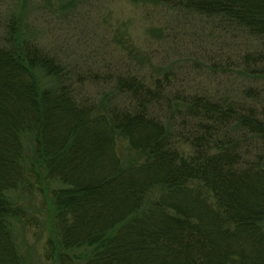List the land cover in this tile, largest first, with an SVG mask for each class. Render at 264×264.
<instances>
[{
  "label": "trees",
  "instance_id": "1",
  "mask_svg": "<svg viewBox=\"0 0 264 264\" xmlns=\"http://www.w3.org/2000/svg\"><path fill=\"white\" fill-rule=\"evenodd\" d=\"M28 1L1 21L0 264L26 262L11 194L35 190L51 198L60 264L81 249L84 264H264V84L235 96L199 81L236 63L264 81V0H137L213 20L226 43L185 77L121 74L96 97L26 31ZM38 66L58 84L42 89Z\"/></svg>",
  "mask_w": 264,
  "mask_h": 264
},
{
  "label": "rangeland",
  "instance_id": "2",
  "mask_svg": "<svg viewBox=\"0 0 264 264\" xmlns=\"http://www.w3.org/2000/svg\"><path fill=\"white\" fill-rule=\"evenodd\" d=\"M17 2L0 0V31L4 23L1 21L17 10ZM20 8H24L29 35L71 69L73 81L80 76L83 86H77L82 95H102L121 74L149 79L171 70L185 77L195 58L205 64L204 50L216 58L226 43L223 31L214 29L213 20L193 15L180 17L170 9L137 0H29ZM241 47H236V55ZM224 69L211 72L208 68L199 81L208 91L235 92V96L245 80V84L263 88L264 81H249L241 73L240 64ZM33 72L42 89L58 84V79L44 68L38 66ZM116 99L124 102L119 96ZM31 146L29 152L34 144ZM43 184L49 190L62 186L58 181ZM38 191L11 194L27 215L14 225L17 245L25 264H60L58 254L49 255L50 245L59 246L51 198ZM69 254L78 256L74 264H84L79 258L88 253L81 249Z\"/></svg>",
  "mask_w": 264,
  "mask_h": 264
}]
</instances>
